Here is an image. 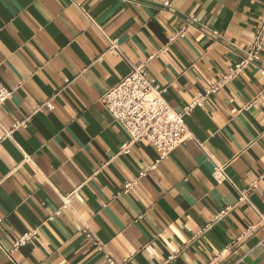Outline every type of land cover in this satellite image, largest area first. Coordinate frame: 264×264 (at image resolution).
Here are the masks:
<instances>
[{"label":"crops","instance_id":"obj_1","mask_svg":"<svg viewBox=\"0 0 264 264\" xmlns=\"http://www.w3.org/2000/svg\"><path fill=\"white\" fill-rule=\"evenodd\" d=\"M139 2L143 7L132 19L124 0H87L82 8L79 0H0V83L11 92L19 83L16 91L23 99L21 108L13 98L22 113L14 126L0 116V136L7 135L0 143V221L10 235L36 232L37 237L17 249L5 247V239L0 264H44L53 254L60 264H109L108 256L125 264H204L201 248L219 254L213 264H234L233 252L240 264L264 261V168L259 167L264 165V92L258 91L264 80L259 69L249 65L184 116L187 140L153 170H148L158 158L153 146L141 141L123 150L130 142L127 132L102 126L90 114L81 117L67 102L79 95L72 85L85 69L103 66L110 81L120 80L123 57L132 63L137 58L130 47L119 45L131 39L150 48L159 40L153 27L169 41L159 52L158 69L179 72V61L200 77L185 72L173 86V95L185 105L227 76L244 59L236 52L254 40L255 33L238 22L231 0H211L205 13L213 20V37L194 35L201 48L189 49L203 56L197 64L176 39L171 41V12L157 9L156 0ZM182 4L177 0L178 10ZM254 11L253 0L235 5L238 13ZM113 41L120 54L109 53ZM144 59L141 53V64ZM187 83L195 96L176 90ZM216 166L224 167L226 180L216 176ZM252 184L250 203L241 201L239 190ZM72 198L84 210L83 228L58 227L49 217L53 210L76 216L67 207ZM225 209L228 214L215 221Z\"/></svg>","mask_w":264,"mask_h":264},{"label":"clouds","instance_id":"obj_2","mask_svg":"<svg viewBox=\"0 0 264 264\" xmlns=\"http://www.w3.org/2000/svg\"><path fill=\"white\" fill-rule=\"evenodd\" d=\"M86 2L87 0H79V7L82 8L83 4ZM151 2L152 0H149V3ZM210 2L211 0H183V4L180 6L179 10L177 9V0H156L155 4L157 9L164 8L166 12H171L174 18L170 22L169 28L173 35L177 37L176 43L188 53V59L197 64L200 63L203 56L197 57V55L189 51V49L194 48L196 52H199L201 48V45L195 44V40L193 39L194 35L204 34L209 40L213 37L212 31L209 30V25L213 20L208 19L205 13V9ZM253 2L255 5V11L253 13H238L235 12V5L239 3V0H231L238 22L245 23V30L248 33H255L252 46L242 51H237L236 55L246 59L253 71L259 69L257 74L260 79L264 80V0H253ZM124 3L128 7V15L130 18L135 19L138 10L141 9L143 5L139 0H124ZM249 6L251 7L252 5ZM197 10H199V12H197ZM213 19H215V17H213ZM132 27L139 31L137 25L133 24ZM152 30L159 36V40L154 41L150 48H144L141 45L134 44L131 39H129L126 44L122 43L119 45L120 48L130 47L137 58V62L132 63L126 56L123 57L120 80L110 81L108 78L110 72L103 66H98L96 71H92L90 67L77 75L72 86L77 89L79 95L75 98L69 96L67 101L71 103L74 111H77L81 117L85 114H90L102 126H118L127 132L125 126L130 121H135V116L128 117L125 120H118L113 113H123L125 111L124 104L129 100L133 101L132 107H135L136 104L143 101V95H147L155 89L159 92V96H154L153 100L156 104L160 105L157 118H159V116H165V119H167L165 114L168 113L169 107L178 116L183 117L192 115L193 106L185 105L182 99L173 95L172 90L173 86L177 84V81L181 79L185 72L189 73L195 79H199L200 77L190 67L186 68L184 65L180 64L179 61H177L179 72L170 66H162V70L158 69L157 66L160 65L159 52L168 47L169 41L165 40V37L157 28L153 27ZM141 53H143L145 57L142 64L140 63ZM154 53L156 54L155 57L149 59V57H153ZM138 67L140 71H137ZM201 67L206 70L205 65H201ZM112 70L114 71L115 69ZM133 75H136L137 79L133 80L132 83L133 85L139 84L141 86L139 91L142 95L133 99L132 88L131 86H127V95L121 97L120 86L125 84L126 79ZM81 76L84 77L82 82H80ZM19 87L20 84L14 82L12 92L5 96V99L9 102L8 104L0 100V116H7V125L9 127L14 126L16 123L17 114L22 115L13 104V98L15 97L20 100L19 107H23V99L17 95L16 91ZM176 90L195 96V91L191 83L182 84ZM258 91L264 92V86H258ZM161 100H164V103L167 104L168 107L161 105ZM10 108L12 109L11 111H9ZM140 111H143V109H140ZM150 114L149 112V115ZM136 115L138 116L139 112H137ZM144 119H147V117H144ZM133 126L137 128L140 127L139 124L135 123H133ZM0 127H2V121H0ZM142 132L143 129L141 128L138 135ZM259 167L264 168V165H260ZM257 175H260V173H257ZM262 179H264V177H262ZM67 207L70 212H75L77 215L70 217L68 213L53 210V215L49 217L51 222L58 227H69L73 230L76 228H83L80 217L84 214V210L80 207L78 202L75 201V198H72L71 203ZM177 224L179 225L178 221ZM36 238L37 237L33 236L31 241H29L27 237L24 239L28 243H33ZM262 238H264V230H262ZM5 239L7 240L5 247L10 246L12 249H15L21 243L20 238L14 236V234L10 235L7 231V225L0 221V244H4ZM192 239L194 240L195 237ZM228 247L234 248L236 246L228 245ZM200 252L201 255L205 257L204 264H213V261L219 260L218 253H213L211 251L205 252L203 248L200 249ZM45 256L47 257V254H45ZM210 257L211 259H209ZM232 259L234 264H240V260L235 259V252H233ZM22 264H30V262L23 261ZM44 264H60V261L55 257V254H53V256L45 259ZM163 264H168V262L164 261ZM262 264H264V261H262Z\"/></svg>","mask_w":264,"mask_h":264},{"label":"built area","instance_id":"obj_3","mask_svg":"<svg viewBox=\"0 0 264 264\" xmlns=\"http://www.w3.org/2000/svg\"><path fill=\"white\" fill-rule=\"evenodd\" d=\"M255 38V35H254ZM177 39L176 36H173L171 38V41H174ZM252 46V44L249 46V48ZM110 54H120V51L116 45V41H113L111 43V46L109 48ZM250 64L246 61V59H242L240 63H238L234 68L230 69L229 74L225 76L223 79L219 80L215 84H213L211 87L206 89L204 95L200 96L198 99L193 101L190 106L192 107V111L196 107H202L205 104V101L207 98L218 91H220L222 88H224L231 80H233L235 77L242 74L245 69ZM137 71H140V68L138 67ZM137 79L136 75L131 76L130 78L126 79L125 84H122L120 86L121 88V97L127 95L126 88L127 86H131L132 88V97L133 99L140 97L142 93L139 91L140 85L136 84L133 85L132 81ZM223 81V82H221ZM0 100H3L6 104L8 100L5 99V96L8 93H11L4 85L0 83ZM154 96H159V92H157L155 89L147 94L143 95V101L141 103H138L135 105V107H132V100H129L126 104H124L125 111L123 113H113V115L118 120H125L128 117L135 116V121H130L125 127L127 128V133L130 137V142L126 145H124L123 150H128L133 144L146 141L148 144L153 146L157 153L158 158L155 161V164L150 167L148 170H153L157 167V165L164 160L171 152H173L176 148H178L181 144H183L186 140V126L184 123V116H178L175 112L172 111V109L169 107L168 113L165 115L167 116V119H165V116H159L157 118L158 113L160 111V105L156 104L153 100ZM161 105H164V107H168L167 104L164 103V100L160 101ZM140 109H143V111H140ZM139 112V115L137 116L136 113ZM149 112L151 113L149 115ZM144 117H147V119H144ZM133 123L139 124V128L134 127ZM21 124V123H20ZM17 124L16 128L20 125ZM143 129V132L138 135V132H140V129ZM7 137L0 136V143ZM216 176L220 180H226L227 176L225 174L224 167L216 166ZM136 184V181L128 183L125 186V191L128 192L131 190L134 185ZM256 187L255 184H252L249 188L239 190L240 200L250 203L249 201V195L251 191ZM230 209H225L221 211V213L216 217L215 221L219 220L220 218L224 217L228 214ZM85 234L88 238L91 240H94L93 235L89 231H85ZM36 235V232L28 233L23 235L20 240L21 243L18 247L15 249L25 245L27 242L25 241V237L30 240L33 236ZM96 246L99 248H102V246L99 243H96ZM108 263L109 264H125L124 262H118L116 259H114L111 256H108Z\"/></svg>","mask_w":264,"mask_h":264}]
</instances>
